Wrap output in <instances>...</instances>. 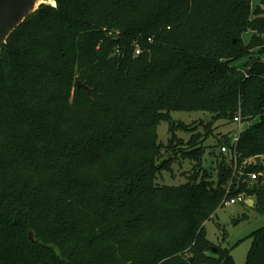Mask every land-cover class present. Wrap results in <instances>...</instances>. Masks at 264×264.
<instances>
[{"label": "trees", "instance_id": "obj_1", "mask_svg": "<svg viewBox=\"0 0 264 264\" xmlns=\"http://www.w3.org/2000/svg\"><path fill=\"white\" fill-rule=\"evenodd\" d=\"M52 1L0 44V264H235L205 223L230 183L264 215V180L238 186L219 151L234 134H216L240 115L251 123L239 165L264 156V0ZM173 111L212 118L187 124ZM177 155L194 172L159 185ZM247 238L246 264H264V225Z\"/></svg>", "mask_w": 264, "mask_h": 264}, {"label": "rangeland", "instance_id": "obj_2", "mask_svg": "<svg viewBox=\"0 0 264 264\" xmlns=\"http://www.w3.org/2000/svg\"><path fill=\"white\" fill-rule=\"evenodd\" d=\"M263 0H252V6L257 7L262 3ZM41 2L52 3V0H37V5ZM254 4V5H253ZM253 7V8H254ZM251 30H248L243 33L244 42L248 43L251 37ZM264 60V53L258 54ZM248 58L244 57L237 61L235 64L238 66L243 65L247 62ZM172 117L174 121H183L187 124L199 123L203 121L205 123L209 122L212 116L208 113L202 111H173ZM258 118L252 120L256 121ZM250 121H244L241 123H230L225 124L222 121L216 123V134L219 132L232 131L233 134L239 132V126L241 130L245 129L250 125ZM199 131L204 133L203 127H199ZM177 135L179 138L187 142L190 139L191 133H187L183 130H177ZM159 140L163 143H167L168 138L170 137V125L168 121H162L158 126ZM216 138L210 136L205 141V146L214 145L216 143ZM209 150H206L204 156V168H208L209 171L213 169L214 177L215 172V163L217 161L216 155H209ZM169 158H172V156ZM172 170L163 171L157 177V183L159 185H180L187 181L189 175L194 171V161L189 158H183L180 155L174 157L172 161ZM253 204L248 203H237L232 205H227L220 207L214 217L205 223V229L207 237L209 240L214 242L217 245H223L225 247H230L232 249V256L235 260V264H246L247 254L251 247V239L247 238L254 230L262 227L264 225V215L257 212L254 208L255 199H251ZM32 232V231H31ZM30 232V233H31ZM32 232V239H33Z\"/></svg>", "mask_w": 264, "mask_h": 264}, {"label": "water", "instance_id": "obj_3", "mask_svg": "<svg viewBox=\"0 0 264 264\" xmlns=\"http://www.w3.org/2000/svg\"><path fill=\"white\" fill-rule=\"evenodd\" d=\"M37 0H0V44L5 42L9 33L21 22L24 21L26 16L31 12L35 11L41 2L36 7L34 4ZM78 88H83L88 91L89 95L92 96V89L87 85L86 82L81 80L76 81ZM262 156L258 155L255 157V165H262ZM248 174H243L239 179V185L243 183L244 180L248 179ZM264 180V175H260L258 178V183H262ZM32 236V232L30 233Z\"/></svg>", "mask_w": 264, "mask_h": 264}, {"label": "built area", "instance_id": "obj_4", "mask_svg": "<svg viewBox=\"0 0 264 264\" xmlns=\"http://www.w3.org/2000/svg\"><path fill=\"white\" fill-rule=\"evenodd\" d=\"M140 48L137 47L136 48V53L139 54L140 53ZM235 122L236 123H241V116L238 115L235 117ZM240 130L239 132L235 133L233 135L232 138V142L230 145H222L219 149L220 153L224 154L225 156H227L228 161L232 164V168H233V178H236V180L238 181V186L239 185V179L243 174H248L249 178L244 180L243 183H248V184H253L254 182H258V178L260 175H263L262 172H250V173H246L244 171L245 167L250 165V164H254L256 163L255 161V157L252 158H248L246 160L243 161V163L241 165H239V157H240V153L238 152V140H239V134H240ZM258 156V155H257ZM262 156V155H261ZM262 165H264V156H262ZM242 183V184H243ZM230 188H231V183L228 186L227 189V194L222 202V206H227V205H232V204H237V203H248L250 201H252L251 199H253L252 196H250L249 194H247V192L243 191L238 193L235 196H229V192H230ZM253 204V202H252Z\"/></svg>", "mask_w": 264, "mask_h": 264}, {"label": "crops", "instance_id": "obj_5", "mask_svg": "<svg viewBox=\"0 0 264 264\" xmlns=\"http://www.w3.org/2000/svg\"><path fill=\"white\" fill-rule=\"evenodd\" d=\"M253 5H254V4H253ZM253 7H254V6H253ZM251 35H252V33H251ZM250 38H251V37H250ZM233 64L236 65L235 62H233ZM256 121H258V119H257ZM256 121H254V122H256ZM247 127H248V126H247ZM247 127H246V128H247ZM246 128H245V129H246ZM239 129H240V131H243V130H244V129L241 130V126H239ZM250 202L252 203V201H250ZM250 202H249V203H250Z\"/></svg>", "mask_w": 264, "mask_h": 264}, {"label": "bare ground", "instance_id": "obj_6", "mask_svg": "<svg viewBox=\"0 0 264 264\" xmlns=\"http://www.w3.org/2000/svg\"><path fill=\"white\" fill-rule=\"evenodd\" d=\"M54 5H55V2H54ZM37 6V2L34 4V7H36Z\"/></svg>", "mask_w": 264, "mask_h": 264}]
</instances>
